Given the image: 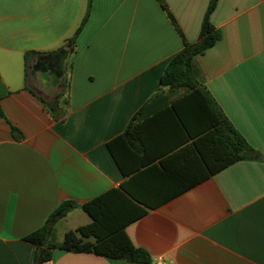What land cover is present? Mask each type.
<instances>
[{
	"label": "crops",
	"instance_id": "1",
	"mask_svg": "<svg viewBox=\"0 0 264 264\" xmlns=\"http://www.w3.org/2000/svg\"><path fill=\"white\" fill-rule=\"evenodd\" d=\"M87 1L0 0V264H34L24 237L72 200L54 224L61 242L92 221L82 205L100 195L116 220L131 217L124 232L150 263L264 264V0H217L220 38L196 58L200 83L253 149L225 166L228 129L215 131L205 103L183 99L189 90L159 85L183 41L198 40L209 0H163L173 21L158 0H91L58 80L37 70L35 85L25 80L24 53L39 52L30 69L64 47ZM63 78L50 110L39 86ZM43 264L133 263L54 248Z\"/></svg>",
	"mask_w": 264,
	"mask_h": 264
},
{
	"label": "trees",
	"instance_id": "2",
	"mask_svg": "<svg viewBox=\"0 0 264 264\" xmlns=\"http://www.w3.org/2000/svg\"><path fill=\"white\" fill-rule=\"evenodd\" d=\"M90 1L91 0L87 1L86 11L76 27L74 34L67 39V42L72 45L89 16ZM158 2L173 21L166 3L163 0H158ZM216 2L217 0H209L200 25L198 40L194 43H189L186 40L183 41L182 49L168 60L159 77V85L169 89L183 88L189 90L188 94H186L183 99H191L195 102L205 103L206 107L216 115L215 120H213V125H211L213 129L219 131L223 126L228 129L229 134H227L225 138L230 148L229 157L222 165L225 166L247 155L249 156L252 154L253 149L247 145L241 135L223 116L210 94L199 81L201 70L196 62V58L220 38V32L209 19L210 13L216 6ZM71 49L72 48H70V50ZM38 55L39 52L34 50H29L24 53L25 80H27L28 77L30 59ZM40 100L43 101L41 98ZM47 106L50 110L53 107L48 104ZM130 123L123 134L128 133ZM12 130L14 131L15 129L12 127ZM74 206L75 204L72 200L62 201L48 216L43 226L24 237V240L36 246L34 264H36L40 252L42 253L41 258L43 263L49 261L54 248L74 252H92L97 255L124 259L133 264H150V255L144 249L135 247L124 232L123 228L131 217L124 221L116 220L110 215L109 207L107 205L105 206L102 195L82 205V208L90 215L92 221L89 224L81 225L73 230L66 231L62 241L56 242L54 224L61 217L65 216ZM136 216L138 217L140 214H136ZM90 237L93 238V241L87 240Z\"/></svg>",
	"mask_w": 264,
	"mask_h": 264
},
{
	"label": "flooded vegetation",
	"instance_id": "3",
	"mask_svg": "<svg viewBox=\"0 0 264 264\" xmlns=\"http://www.w3.org/2000/svg\"><path fill=\"white\" fill-rule=\"evenodd\" d=\"M62 63L63 61L55 63L54 57L44 58L39 60V64L36 67H33L34 63L31 65V73H35L37 70L43 81L53 83L58 80L63 72Z\"/></svg>",
	"mask_w": 264,
	"mask_h": 264
},
{
	"label": "rangeland",
	"instance_id": "4",
	"mask_svg": "<svg viewBox=\"0 0 264 264\" xmlns=\"http://www.w3.org/2000/svg\"><path fill=\"white\" fill-rule=\"evenodd\" d=\"M36 74V73H35ZM34 73H31V68L28 69V77L27 80L30 85H35V76ZM38 75V74H37ZM40 84V82H38ZM65 85H66V79H62L60 84L56 87L53 86H47L44 88V91H41L42 86H39L38 92H41L42 99L48 104V105H57L60 102V98L63 97V94L65 92Z\"/></svg>",
	"mask_w": 264,
	"mask_h": 264
},
{
	"label": "water",
	"instance_id": "5",
	"mask_svg": "<svg viewBox=\"0 0 264 264\" xmlns=\"http://www.w3.org/2000/svg\"><path fill=\"white\" fill-rule=\"evenodd\" d=\"M70 46H71V44L68 42V43H66V45L64 47L60 48L54 54H46V55L39 56L37 59H35L33 67H36L39 64V60L44 59V58H48V57H54L55 63H57L59 61L62 62L66 58V55H67V52H68ZM41 256H42V253L40 252L38 254L36 264H43Z\"/></svg>",
	"mask_w": 264,
	"mask_h": 264
},
{
	"label": "built area",
	"instance_id": "6",
	"mask_svg": "<svg viewBox=\"0 0 264 264\" xmlns=\"http://www.w3.org/2000/svg\"><path fill=\"white\" fill-rule=\"evenodd\" d=\"M150 264H157L156 262L150 263Z\"/></svg>",
	"mask_w": 264,
	"mask_h": 264
}]
</instances>
